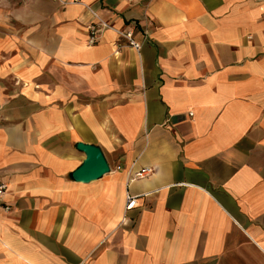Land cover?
I'll use <instances>...</instances> for the list:
<instances>
[{"label": "crops", "instance_id": "1", "mask_svg": "<svg viewBox=\"0 0 264 264\" xmlns=\"http://www.w3.org/2000/svg\"><path fill=\"white\" fill-rule=\"evenodd\" d=\"M95 15L109 27L88 44ZM263 15L0 0V264H264ZM77 142L109 172L74 181Z\"/></svg>", "mask_w": 264, "mask_h": 264}, {"label": "water", "instance_id": "2", "mask_svg": "<svg viewBox=\"0 0 264 264\" xmlns=\"http://www.w3.org/2000/svg\"><path fill=\"white\" fill-rule=\"evenodd\" d=\"M76 150L83 153L84 159L72 171L71 177L76 182L88 183L101 178L109 172V166L100 148L94 144L77 142Z\"/></svg>", "mask_w": 264, "mask_h": 264}, {"label": "built area", "instance_id": "3", "mask_svg": "<svg viewBox=\"0 0 264 264\" xmlns=\"http://www.w3.org/2000/svg\"><path fill=\"white\" fill-rule=\"evenodd\" d=\"M70 1L73 2V3H79L80 0H70ZM95 18L97 20V22H96L97 24H95V23L94 24H91L87 28V30H88V41H87L88 44H93L95 42V35H96V33H97V31H98V29L100 27H102V28L109 27L106 23H104L96 15H95ZM263 19H264V15H263ZM117 33L119 34L120 37L126 39L127 42H128V44L132 48H134L136 51H139L140 50V44L137 43L132 38V34L130 32L117 31ZM149 172H150V170L147 169V168L140 169V170H138V171H136L134 173L129 172L128 173V180L129 181H132L134 179L143 178L146 175H148ZM5 190H6L5 184L0 183V213H5L6 214V213H9L10 207L8 205L4 204L1 201V198H2ZM135 203H136V197L126 194V205H125L126 210L127 209H131L135 205Z\"/></svg>", "mask_w": 264, "mask_h": 264}, {"label": "trees", "instance_id": "4", "mask_svg": "<svg viewBox=\"0 0 264 264\" xmlns=\"http://www.w3.org/2000/svg\"><path fill=\"white\" fill-rule=\"evenodd\" d=\"M15 1H21V0H15Z\"/></svg>", "mask_w": 264, "mask_h": 264}]
</instances>
